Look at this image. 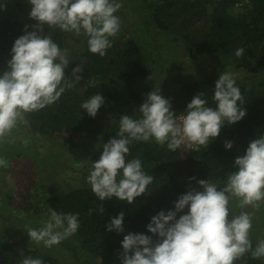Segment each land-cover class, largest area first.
I'll return each mask as SVG.
<instances>
[{"label": "clouds", "instance_id": "1", "mask_svg": "<svg viewBox=\"0 0 264 264\" xmlns=\"http://www.w3.org/2000/svg\"><path fill=\"white\" fill-rule=\"evenodd\" d=\"M27 3L28 17L36 23L24 26V34L15 39L11 58L0 72V144L13 142L9 138L14 130L28 125V114L56 103L82 78L80 63L72 68L71 79L65 75L71 62L68 49L60 48L52 35L45 32L46 26L83 35L88 50L101 57L112 47L110 38L120 31L121 20L115 15L122 7L118 0ZM4 7L0 4V10ZM244 51L243 47L236 49L235 56L242 57ZM236 78L237 74L231 71L220 73L212 93L214 107L200 92L180 115L174 112L160 88H153L138 108L139 117L122 115L116 138L102 144L99 159L92 162L85 177L91 192L99 201L115 198L129 205L149 192L155 178L145 172L138 156L128 159L133 142L154 140L170 151L207 148L225 124H234L246 115ZM88 85L96 87L97 81L91 79ZM104 103L105 98L97 93L80 107L94 118ZM232 147V141L224 142L226 150ZM7 164L6 158L0 156V168ZM233 168L217 182L189 177L187 191L173 202V208L160 210L151 217L146 225L151 235L129 232L123 236L120 264H235L246 254L253 259L264 258V239L253 247L250 232L254 214L246 210L249 206L258 210L264 203V134L249 142L244 153L234 159ZM192 181L198 187H192ZM47 214L41 227L23 226L33 242L51 248L77 233L79 213H62L47 207ZM123 220V212L111 217L106 230L123 232ZM21 264L44 262L25 257Z\"/></svg>", "mask_w": 264, "mask_h": 264}, {"label": "trees", "instance_id": "2", "mask_svg": "<svg viewBox=\"0 0 264 264\" xmlns=\"http://www.w3.org/2000/svg\"><path fill=\"white\" fill-rule=\"evenodd\" d=\"M5 1L14 4L16 11L0 16V72L5 70L6 62L11 58L10 49L15 39L24 34V26L36 23L28 17L30 6L27 0ZM247 1L248 6L243 7L238 14L235 5L239 0H118L123 3V8L128 4L135 5L130 14H139V21L145 31L155 35L163 33L181 42L186 50L185 56L190 61L196 62L199 58L215 60L217 68H242L243 72L249 74L264 70V0ZM119 14L118 10L115 15ZM45 32L52 35L61 49L66 48V32L47 26ZM71 38L81 42L85 52L71 61L65 75L71 79L72 68L80 63L83 67L80 73L82 78L74 87L67 89L56 103L28 114L29 123L23 127L47 140L69 139L71 145V138L81 137L91 124L99 126L101 136L107 140L116 138L120 117L129 115L138 118V108L145 99L142 95L150 92L145 86V78L152 75V69L146 64L148 56L139 43L128 36L110 38L112 47L106 50L103 57L88 50L83 35H73ZM241 47L245 49L244 54L237 58L235 50ZM206 75L193 85L184 84L182 110L200 92L205 93L209 105L214 107L212 93L215 80ZM91 79L97 81L96 87L88 85ZM136 83L139 85L136 86ZM236 85L244 98L246 115L234 124H225L219 136L211 140L207 148L194 149L184 156L179 149L170 151L166 145L161 146L154 140L133 142L130 145L128 159L137 156L141 159L145 172L155 178L151 185L158 187L157 192L143 194L129 205L115 198L99 201L90 186H78L49 194L41 205L40 201L34 202L36 207L42 206L39 215L44 213L48 218L47 207L62 213H79L80 227L72 240H77L78 245L87 250L99 264H120L119 254L124 235L129 232L151 235L146 230L151 217L160 210L173 208V202L187 191L189 177L213 182L225 179L227 173L235 170L234 159L244 153L251 140L264 134V80L258 81L254 88H247L238 80ZM97 93L105 98V103L93 118L84 113L80 105ZM225 141H232L233 147L226 150ZM101 152L90 157V170L92 162L99 159ZM27 203V208L22 212L24 216L33 209V205ZM120 212L124 213V231L119 234L107 231L105 226L109 219ZM263 231L261 233L264 235ZM257 237L251 230L253 247L259 240ZM3 238L1 227L0 264H21L25 257L40 258L44 264H62L53 252H41L35 245L32 248L25 246L21 241H26V231L20 242L14 243ZM235 264H264V258L253 259L246 254Z\"/></svg>", "mask_w": 264, "mask_h": 264}, {"label": "rangeland", "instance_id": "3", "mask_svg": "<svg viewBox=\"0 0 264 264\" xmlns=\"http://www.w3.org/2000/svg\"><path fill=\"white\" fill-rule=\"evenodd\" d=\"M0 4L5 5L4 9L0 10V16L16 11L12 3L0 0ZM246 5L248 6L247 0H239L235 5L236 12L239 14ZM134 7L135 5L128 4L119 9L121 25L117 38L124 36L134 38L145 50L148 56L146 64L152 69V75L145 78V86L150 91L159 87L161 94L170 100L172 109L177 115L185 111L181 109L184 101L182 94L184 86L193 85L205 73L209 79L216 81L220 73L231 71L237 74L236 80L241 81L247 88H254L258 81L264 80V70L248 74L243 72L242 68H217L214 64L215 60L199 58L196 62L190 61L185 56L186 50L181 42L174 41L163 33L155 35L148 30L145 31L139 21V14L134 16L130 14ZM66 33V49L70 61H73L79 54L85 52V47L81 42L73 41L71 37L75 35L74 33ZM142 98H146V95H142ZM98 127L91 124L81 137L71 138V145L69 139L47 140L31 130L26 131L25 127L21 126L14 130L9 138L13 142L0 144V156L8 161L7 167L0 168V228L2 227L3 239L14 243L20 242L24 235L25 224L36 228L42 226V222L47 218L44 213L39 215L42 206L36 207L33 205L34 202L40 201L39 205H41V202L44 203L43 199L50 196L49 194L78 186L84 188L89 186L85 182V177L90 172V157L101 152L102 144L108 141L101 136L102 131H99ZM192 184L193 187H198L195 181ZM158 190L156 185H149V192ZM27 202L33 205V209L29 215L24 216L22 212L27 208ZM246 210L254 214L251 230H254L257 239H264L261 233L264 230V203L258 210L250 206ZM25 240L21 242L27 247L32 248L35 245L41 252L55 253L62 264L74 262L99 264L87 250L78 245L77 240H72V236L51 248L33 242L28 235Z\"/></svg>", "mask_w": 264, "mask_h": 264}, {"label": "built area", "instance_id": "4", "mask_svg": "<svg viewBox=\"0 0 264 264\" xmlns=\"http://www.w3.org/2000/svg\"><path fill=\"white\" fill-rule=\"evenodd\" d=\"M179 115H180V114H179ZM192 150H194V149H187L186 151H185V150H181V149H179L180 154H181V155H184V156H186L187 154H189Z\"/></svg>", "mask_w": 264, "mask_h": 264}]
</instances>
